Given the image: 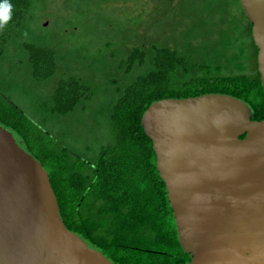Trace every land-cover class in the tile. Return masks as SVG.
I'll return each mask as SVG.
<instances>
[{
    "label": "trees",
    "instance_id": "obj_1",
    "mask_svg": "<svg viewBox=\"0 0 264 264\" xmlns=\"http://www.w3.org/2000/svg\"><path fill=\"white\" fill-rule=\"evenodd\" d=\"M41 1L9 0L12 18L0 31V122L15 129L46 167L67 227L98 245L116 264L189 261L190 255L184 253L177 238L153 142L146 136L141 120L154 100L205 93L240 97L251 106L253 119L264 120L258 48L240 0L234 2L241 16L233 10L228 13L227 8L212 12L206 7L209 15L219 17L227 29L197 45L190 41L191 29L193 33L205 31L207 26V31L212 32L214 21L180 16L185 4L192 0H154L157 8L168 9L167 17L173 19V24L190 20L191 29L180 31L183 38L175 36L172 44L166 40L128 44L140 18L127 17L129 21L117 22L115 40L107 41V47L115 45L114 51L109 56L94 58L81 50L67 48L65 39L63 44L51 46L45 42L47 39H32L34 7ZM80 1L90 4L88 0ZM81 6L86 9L83 3L74 0H65L63 5L73 12ZM63 18L66 22L74 21V13ZM17 38L20 43L13 45ZM101 50L102 47L98 49ZM72 56L88 60L89 68L84 65L83 68L94 69L93 76L109 69L106 94L110 100L103 103L101 113L107 123V137L88 146L94 149V157L86 156L63 138L54 136L53 129L45 127L58 116L85 110L97 93L92 75L66 65ZM15 60L17 63L7 71L6 62ZM17 66L24 67L36 83L57 77L48 105H35L32 118L13 98L19 90L11 75ZM112 71L116 74L112 75ZM40 110L45 114L43 120L37 119Z\"/></svg>",
    "mask_w": 264,
    "mask_h": 264
},
{
    "label": "water",
    "instance_id": "obj_2",
    "mask_svg": "<svg viewBox=\"0 0 264 264\" xmlns=\"http://www.w3.org/2000/svg\"><path fill=\"white\" fill-rule=\"evenodd\" d=\"M264 89V0H240ZM226 93L154 100L141 125L173 210L183 264H264V120ZM49 173L0 122V264H116L65 224Z\"/></svg>",
    "mask_w": 264,
    "mask_h": 264
},
{
    "label": "rangeland",
    "instance_id": "obj_3",
    "mask_svg": "<svg viewBox=\"0 0 264 264\" xmlns=\"http://www.w3.org/2000/svg\"><path fill=\"white\" fill-rule=\"evenodd\" d=\"M64 1L42 0L38 2L34 7V20L30 27L34 34L32 35V39H47L48 41H44L50 46L53 43L62 42L63 44L67 41V48H75V51L81 50L84 55L88 56L90 54V57L92 56L94 58L97 56H109V53L114 51L115 45L107 47V41L115 40L113 38L117 36L116 24L122 19L127 22L129 21L128 18L135 19L138 16L140 18L135 26L136 33L131 39H128V44H151L163 40L172 44L175 36L183 38L180 31H189L191 29L189 28L191 27L190 20H185L182 24H173V19L167 17L168 9L157 8L153 2L154 0H104L101 3L95 2L96 0H88L90 4L80 0H74L75 2L83 3L86 7L85 9L81 6L79 10L74 12L71 8L66 10L63 7ZM231 2L232 4L230 5ZM206 7L212 12L227 8L228 13L233 10L234 14L241 16V12L234 0L188 1L184 6V13L180 16L191 20L196 18L212 20L215 23L212 32L207 31V26L204 27L205 31L196 30L194 32L195 34L191 29L190 41L193 45L203 43L213 36L218 37L223 30L227 29V26H223L220 22L219 17H211L209 15ZM178 10L181 12L180 8ZM73 13L74 21L66 22L63 17L71 16ZM156 21L158 22L156 23ZM19 43L20 39L17 38L13 42V45H18ZM100 47H102V50L98 51ZM207 47H210V45ZM15 63H17V60L12 63L6 62L5 67L8 68L7 71ZM66 63L64 64L70 68L73 66L78 71L84 74L89 73L93 76L91 71H94V69H87L89 68L88 60L84 61L80 56H72L70 59H67ZM83 65L87 68H83ZM107 72H109V69L104 68L93 76L94 84L98 89L93 101L89 103L85 110L80 109L67 116H58L55 118L57 119L56 121H48L45 125L46 128L53 129L52 133L54 136L63 138L66 143L79 149V151L88 157L95 156L94 149H89L88 146L99 143L107 137V123L104 116L101 115L104 107L103 103L106 104L110 100L109 95L106 94L108 90V79H110ZM114 74L116 72L112 71V75ZM11 75L19 88L13 98L29 117H33L31 111L32 109L34 110L35 105L42 104V107L48 105V97L55 86L57 77L36 83L30 79L29 72L20 66H17V69ZM110 90L111 86L109 87V92ZM40 115L37 119L43 120L45 114L42 110H40ZM37 119L34 118V120L38 121Z\"/></svg>",
    "mask_w": 264,
    "mask_h": 264
},
{
    "label": "clouds",
    "instance_id": "obj_4",
    "mask_svg": "<svg viewBox=\"0 0 264 264\" xmlns=\"http://www.w3.org/2000/svg\"><path fill=\"white\" fill-rule=\"evenodd\" d=\"M13 6L9 0H0V31H3L12 18ZM27 36V33H24Z\"/></svg>",
    "mask_w": 264,
    "mask_h": 264
}]
</instances>
